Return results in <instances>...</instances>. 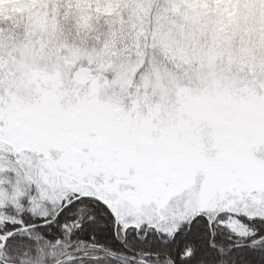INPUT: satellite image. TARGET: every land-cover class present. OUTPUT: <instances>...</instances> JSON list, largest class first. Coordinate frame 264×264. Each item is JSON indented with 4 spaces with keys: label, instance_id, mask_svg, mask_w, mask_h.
Here are the masks:
<instances>
[{
    "label": "snow or ice",
    "instance_id": "obj_1",
    "mask_svg": "<svg viewBox=\"0 0 264 264\" xmlns=\"http://www.w3.org/2000/svg\"><path fill=\"white\" fill-rule=\"evenodd\" d=\"M264 0H0V264H264Z\"/></svg>",
    "mask_w": 264,
    "mask_h": 264
},
{
    "label": "rangeland",
    "instance_id": "obj_2",
    "mask_svg": "<svg viewBox=\"0 0 264 264\" xmlns=\"http://www.w3.org/2000/svg\"><path fill=\"white\" fill-rule=\"evenodd\" d=\"M233 13L240 16L243 23L248 25L246 28L248 33L255 34L259 32L264 35V6L249 2L234 6Z\"/></svg>",
    "mask_w": 264,
    "mask_h": 264
}]
</instances>
